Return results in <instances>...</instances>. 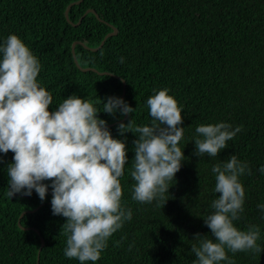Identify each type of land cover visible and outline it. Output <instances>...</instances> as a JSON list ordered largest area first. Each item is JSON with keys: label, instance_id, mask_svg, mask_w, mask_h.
<instances>
[{"label": "trees", "instance_id": "1", "mask_svg": "<svg viewBox=\"0 0 264 264\" xmlns=\"http://www.w3.org/2000/svg\"><path fill=\"white\" fill-rule=\"evenodd\" d=\"M77 1L0 0V46L14 34L39 60L37 82L53 96L50 112L73 95L94 101L112 138L126 145L121 204L132 219L109 238L98 261L85 264H194L191 246H199L194 235L215 241L204 222L220 195L212 167L232 155L250 169L239 178L245 203L234 226L259 227L257 243L264 248V211L258 208L264 204V0ZM113 28L116 33L99 47ZM74 42L81 43L74 47L77 62ZM163 89L182 109L184 137L178 146L185 159L169 182L166 204L158 206L132 199L138 134L121 135L118 125L132 120L134 127L151 126L147 100ZM122 95L133 113L102 111L99 99L106 103ZM221 122L242 131L217 157L196 155V127ZM13 157L0 152V264H36L40 239L38 264H80L64 255L66 218L52 213V181L43 182L49 185L43 201L35 190L8 196ZM18 219L30 229H21ZM227 254L235 264H264V251Z\"/></svg>", "mask_w": 264, "mask_h": 264}, {"label": "clouds", "instance_id": "2", "mask_svg": "<svg viewBox=\"0 0 264 264\" xmlns=\"http://www.w3.org/2000/svg\"><path fill=\"white\" fill-rule=\"evenodd\" d=\"M0 54V152L14 153V163L7 168L8 196L22 191L30 196L35 190L43 201L49 187L43 182L52 181V213L66 218L62 226L67 233L64 255L80 264L96 262L109 238L132 219L131 210L121 204L126 145L112 138L107 122L98 118L100 110L94 101L73 95L63 99L58 110H48L53 96L37 82L41 64L18 36L9 35ZM168 92L163 89L148 98L151 126L134 127L132 120L118 125L121 135L138 134L133 142L132 199L142 204H166L169 182L185 159L178 146L184 137V128L179 127L182 109ZM99 102L102 111L113 116L117 111L123 116L135 110L118 97ZM241 131L242 126L233 129L223 122L197 126L196 155L217 157ZM246 171L250 172L248 164L236 155L212 167L214 192L220 195L211 203L215 211L204 222L215 241L207 235H194L193 240L199 241V246H191L194 264H235L229 251H264L257 243L259 227L251 225L242 231L233 223L244 211L245 189L239 178ZM260 171L264 172V166ZM258 208L264 211V204Z\"/></svg>", "mask_w": 264, "mask_h": 264}, {"label": "water", "instance_id": "3", "mask_svg": "<svg viewBox=\"0 0 264 264\" xmlns=\"http://www.w3.org/2000/svg\"><path fill=\"white\" fill-rule=\"evenodd\" d=\"M83 0H79V1H77V2H74L75 4H80L81 2H82ZM74 3H72V4H70L69 6H68V8H67V10L74 4ZM87 12H94L93 10H88ZM86 12V13H87ZM68 12L67 11H65V17H66V19H67V17H68ZM98 18V17H97ZM99 19V18H98ZM79 22H80V20H79ZM113 31L111 32V33H108L104 38H103V40L101 41V43H100V45H99V47L103 44V42H104V40L107 38V37H109V36H111V35H113V34H115L116 33V29L115 28H113L112 29ZM76 44H81L80 42H74L73 44H72V47H71V51H72V56H73V59H75V55H74V47H75V45ZM99 47H97L96 49H91V50H93V51H95V50H97ZM75 62H77L76 61V59H75ZM84 70H86V69H84ZM94 70V69H93ZM118 78H120V77H118ZM121 98H123V95L121 96ZM14 195H18V193H16V194H14ZM13 195V196H14ZM12 196V197H13ZM12 197H10L11 199H12ZM26 212H23L21 215H20V218L25 214ZM19 218V219H20ZM18 219V222H17V224H18V226L21 228V229H24V230H27V229H30V228H24V227H22L21 225H20V220ZM40 247H39V249H38V253H37V261H36V264H38V261H39V253H40V251H41V249H42V247H43V240L42 239H40Z\"/></svg>", "mask_w": 264, "mask_h": 264}]
</instances>
